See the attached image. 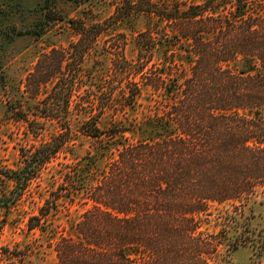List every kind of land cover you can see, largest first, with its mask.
Segmentation results:
<instances>
[{"label": "trees", "instance_id": "1", "mask_svg": "<svg viewBox=\"0 0 264 264\" xmlns=\"http://www.w3.org/2000/svg\"><path fill=\"white\" fill-rule=\"evenodd\" d=\"M209 1L128 0L109 22L76 28L81 63L101 35L134 13L162 24L155 34L137 35L135 60L119 43L105 50L126 78L121 106L145 99L155 108L143 107L141 125L114 120L104 129L103 103L87 113L79 130L98 142L106 164L86 189L91 206L75 235L55 243L54 264H218L223 251L229 256L249 241L247 230L233 239L229 231L250 199L264 194V0H231L221 13ZM131 129L144 138L130 141ZM57 151L51 147L30 173L14 172L15 181L35 178ZM92 171V161L66 166L62 196L75 195ZM32 220L30 230L40 217Z\"/></svg>", "mask_w": 264, "mask_h": 264}, {"label": "rangeland", "instance_id": "2", "mask_svg": "<svg viewBox=\"0 0 264 264\" xmlns=\"http://www.w3.org/2000/svg\"><path fill=\"white\" fill-rule=\"evenodd\" d=\"M127 1L0 0V264H54L55 243L61 236L75 235V223L91 206L85 203L86 189L95 183L107 159L104 152L105 157L98 156V142L79 130L87 113H97L103 103L98 125L104 129L114 120L127 127L129 123L141 125L143 107L155 108L145 99L140 100L142 106H121L126 78L115 71L105 50L119 43L126 58L135 60L137 35L155 34L162 26L156 17L134 13L122 19L97 39L83 62L75 60L79 24L109 22ZM209 2L215 12L231 10V0ZM183 66L188 70L187 62ZM66 82L68 89H63ZM125 137L130 141L144 138L138 129ZM51 147L58 151L49 163L40 165L36 177L25 182L21 174L17 183L13 173L24 169L30 173ZM88 160L96 171L84 175L75 195L62 196L63 170L88 164ZM245 216L229 237L247 230L249 241L229 256L223 251L224 259L218 264H264V252H259L264 243V194L250 199ZM35 217H40L39 227L30 230Z\"/></svg>", "mask_w": 264, "mask_h": 264}]
</instances>
